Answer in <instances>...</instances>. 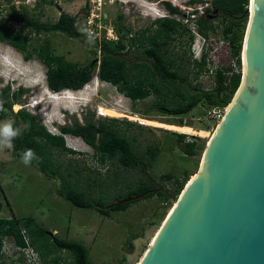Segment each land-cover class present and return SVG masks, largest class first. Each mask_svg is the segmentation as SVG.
<instances>
[{
  "label": "rangeland",
  "instance_id": "rangeland-1",
  "mask_svg": "<svg viewBox=\"0 0 264 264\" xmlns=\"http://www.w3.org/2000/svg\"><path fill=\"white\" fill-rule=\"evenodd\" d=\"M38 1L10 0V3L24 14L47 23L57 19L61 8V11L75 15L78 29L81 28L87 10L98 17L96 23L101 29L97 32V40L108 35L119 36V27L136 37H140L143 32L152 35L158 28V24L154 23L155 19L174 18L190 30L192 41L188 44L187 31L175 32L162 49L166 50V57L172 60V68L180 75H188L184 83L186 87L191 84L203 90L212 89L215 69L231 61L228 39L222 33L224 22L220 14L205 10L209 0H52L51 3L36 4ZM165 1L176 6L181 14H169L163 5ZM8 13V3L0 0V20ZM201 17L212 19L216 26L214 31L208 33V37H203L197 31L195 20ZM246 21L236 27V30L244 33ZM8 25L26 35L29 50L47 43L53 53L63 55L80 66L96 62V73L99 63L96 46L57 31L36 33L21 24L9 21ZM162 39L164 35L160 36V40ZM123 53L127 60L142 58L136 56L138 52L133 48L124 50ZM202 53L206 56V64L199 68L195 61H199ZM24 55L25 52L0 42V89L7 85L10 91H15L18 87L26 89L20 102L11 106L13 113L23 108L35 114L38 121L52 134H59V126L71 125L74 120L84 123L86 120L96 122L104 118H116L118 121L113 127L129 140L132 148L142 157L147 165L145 172L153 184L170 193L175 184L172 180L160 179V174L171 172L180 182L185 179V185L197 171L208 135L210 133L211 136L220 120L212 121L206 117L209 110L207 106L198 104L185 115L169 114L152 105L158 96L152 94L144 99L131 101L120 94L115 86L100 80L96 74L81 89L52 92L46 85L45 65L35 56L26 60ZM175 99L166 94L165 106L169 108L182 103L180 97ZM99 105L113 106L123 115H99ZM133 115L162 123L189 125L194 131H204L207 134L143 124L132 119ZM10 122V118L0 119V124ZM172 131L185 133L187 141L195 140L198 144L196 154H185L181 149L182 143H178L175 136L169 133ZM63 137L66 146L74 149L76 154L51 148V163L48 168L55 170L53 176L46 175L34 165L23 163L22 158L16 157L11 148L0 139V217L33 216L47 232L82 243L87 249L91 264H136L181 191L174 199L164 203L161 197L153 194L135 201L125 210L112 211L109 216L91 208L75 207L60 197L57 190L68 184L84 189L88 198L108 204L115 198L122 197L129 188L137 186L139 181L146 180V176L136 168H125L109 160L100 162L93 149L81 138L68 134ZM150 146L158 147L153 160L146 153ZM3 245L6 250L2 256L3 264H26L20 251L14 247L17 245L11 237H4ZM47 250L46 261L39 256L41 264H72L71 254L67 250L55 248L51 241L47 242ZM53 259H57V263Z\"/></svg>",
  "mask_w": 264,
  "mask_h": 264
},
{
  "label": "trees",
  "instance_id": "trees-1",
  "mask_svg": "<svg viewBox=\"0 0 264 264\" xmlns=\"http://www.w3.org/2000/svg\"><path fill=\"white\" fill-rule=\"evenodd\" d=\"M3 1L8 3L9 13L0 20V42L25 52L24 58L26 60L32 56L38 58L46 67L45 81L52 92H59L64 89H81L96 74L100 80L115 86L120 94L131 101L144 99L154 94L158 96V99L152 105L157 109L173 115H185L198 104L208 108L227 105L239 85L241 76L240 50L244 33L237 31L236 27L247 20L248 0H209L208 6L205 7L208 12L220 14L221 20L224 22L222 33L228 39L229 58L231 59L227 64L215 69L214 86L209 90H203L191 84L186 87L184 83H186L188 75H180L178 71L172 68V60L166 57V50L162 47L168 40L172 39V33L187 31L188 44L193 38L190 30L172 17L155 19L154 23L158 24V28L152 35L143 32L140 37L125 36L122 27H119L117 40L104 38L97 40L95 37L85 39L84 34L77 29L75 15L60 11L54 22H40L17 9L13 3H10V0ZM51 2L52 0H39L36 4ZM163 5L169 14H181L180 10L169 1H165ZM9 21L21 24L36 33L57 31L67 37L80 38L88 45L96 46L99 53L96 73V62H89L80 66L67 60L63 55L53 53L47 43L29 50V41L26 35L9 26ZM195 21L197 31L203 37H208V33L216 29L212 19L207 17L197 18ZM161 35H164L162 40H160ZM132 48L138 52L136 56H141L140 59L143 60H127L124 57L123 51ZM205 57V54L202 53L199 61H195L199 68L205 66ZM164 88L166 89L163 92ZM25 90L18 87L15 91H10L9 85L0 89V119L10 118L9 124L19 133L12 138L10 147L16 157L22 158L24 151L31 149L34 158L28 164L36 166L48 176H53L55 170L48 168L51 163L49 159L51 148L76 154L74 149L65 144L63 136L68 134L81 138L93 149L100 162L109 160L125 168H136L146 176V180L139 181L137 186L129 188L122 194V197L115 198L108 204L101 200L88 198L84 189L74 188L68 184L58 189L57 194L73 206L91 208L102 215L109 216L112 211L125 210L135 201L150 197L153 194L161 197V201L164 203L169 199H174L181 191L185 179L180 182L178 177H175L171 172L160 174V179L173 181L175 188L172 193L153 184L152 179L145 172L147 165L142 157L132 148L129 140L124 135L117 133L113 127V124L118 121L116 118H104L96 122L86 120L84 123L74 120L71 125L59 126V134H52L38 121L35 114L23 108L12 112L11 106L20 102V97ZM166 94L176 99L180 97L182 103L169 108L166 107L164 104ZM169 133L175 136L178 143H182L181 149L185 154L190 156L196 154L198 144L195 140L187 141L185 133L173 131ZM157 151V146H150L146 153L153 160ZM1 194L0 190V211L2 208ZM131 196H138L139 198L123 200ZM113 202L116 203L112 204ZM22 228L26 230L31 245L43 261H46L45 256L48 252L47 242L51 241L55 248L67 250L71 254L72 264H91L88 261L87 249L82 243L64 239L56 234L49 235L46 229L31 215L0 217V264H3L1 253L3 238L11 237L16 245H22L23 240L20 235ZM53 261L57 263V259H53Z\"/></svg>",
  "mask_w": 264,
  "mask_h": 264
},
{
  "label": "water",
  "instance_id": "water-1",
  "mask_svg": "<svg viewBox=\"0 0 264 264\" xmlns=\"http://www.w3.org/2000/svg\"><path fill=\"white\" fill-rule=\"evenodd\" d=\"M246 12L239 85L137 264H264V0Z\"/></svg>",
  "mask_w": 264,
  "mask_h": 264
},
{
  "label": "built area",
  "instance_id": "built-area-1",
  "mask_svg": "<svg viewBox=\"0 0 264 264\" xmlns=\"http://www.w3.org/2000/svg\"><path fill=\"white\" fill-rule=\"evenodd\" d=\"M97 20H98V17L96 14H92L91 12L89 13V11H87L85 14V18L83 19V23L80 25L81 28L78 29L77 27V29L79 30V32L83 33L85 36L89 38H93V37L96 38L97 37L96 35L98 34L97 32L101 29V26L97 25L96 23ZM101 38L102 39L104 38L106 40H117L118 36L115 34V35H111V36L108 35V36L101 37ZM225 108H226L225 106H212L207 111L206 117L212 121L219 120L221 116L223 115ZM20 235L23 240V244L17 245L14 247L20 251L25 263L26 264H41L39 254L34 249V247L31 245L29 236L24 228L20 230ZM4 252H6V250L4 249V245L2 242V248H1L2 255L4 254Z\"/></svg>",
  "mask_w": 264,
  "mask_h": 264
},
{
  "label": "bare ground",
  "instance_id": "bare-ground-1",
  "mask_svg": "<svg viewBox=\"0 0 264 264\" xmlns=\"http://www.w3.org/2000/svg\"><path fill=\"white\" fill-rule=\"evenodd\" d=\"M249 9L251 10V7H249ZM228 108V107H227ZM121 110V109H120ZM124 111V110H122ZM98 114L100 115H109V116H122L123 114L120 113L119 110H117V108L113 107V106H103V105H99L98 106ZM132 119H135L136 121L139 120L140 122H142L143 124H152V125H156V126H162V127H165L167 129H171V130H175V131H182V132H189V133H199V134H207L205 133L204 131H199V132H196L193 130V128H191L189 125H177V124H171V123H162V122H159V121H152V120H149V119H146V118H141L138 117V115H133L131 116ZM201 130V129H200ZM198 134V135H199ZM202 136V135H201ZM210 137V133L208 135V138ZM194 175V174H193ZM192 175V176H193ZM191 176V177H192ZM171 210V209H170ZM169 210V211H170ZM159 228L157 229L156 233L152 236L151 238V241L149 243V246L150 244L152 243V241L154 240L157 232H158ZM138 263V262H137ZM136 263V264H137Z\"/></svg>",
  "mask_w": 264,
  "mask_h": 264
},
{
  "label": "clouds",
  "instance_id": "clouds-1",
  "mask_svg": "<svg viewBox=\"0 0 264 264\" xmlns=\"http://www.w3.org/2000/svg\"><path fill=\"white\" fill-rule=\"evenodd\" d=\"M18 134V130L14 129L11 124H0V139H2L8 147H11L12 138L16 137ZM33 158L34 153L31 149L25 150L22 154V161L25 164H28Z\"/></svg>",
  "mask_w": 264,
  "mask_h": 264
},
{
  "label": "flooded vegetation",
  "instance_id": "flooded-vegetation-1",
  "mask_svg": "<svg viewBox=\"0 0 264 264\" xmlns=\"http://www.w3.org/2000/svg\"><path fill=\"white\" fill-rule=\"evenodd\" d=\"M140 60H143V59H140Z\"/></svg>",
  "mask_w": 264,
  "mask_h": 264
}]
</instances>
